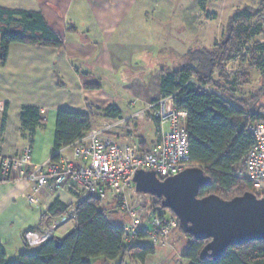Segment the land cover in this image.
<instances>
[{"label": "crops", "instance_id": "crops-1", "mask_svg": "<svg viewBox=\"0 0 264 264\" xmlns=\"http://www.w3.org/2000/svg\"><path fill=\"white\" fill-rule=\"evenodd\" d=\"M150 3V0H0V7L41 13L63 41L62 49L9 45L6 61L0 63V101L5 108L1 156L16 155L30 146L34 164L47 160L60 110L89 114L92 128H96V122L112 121L101 112L110 106L115 105L120 117L125 118L161 97L162 72L182 66L188 51L199 46L194 48L189 43L183 52H176L175 46L162 40L159 34L156 36L154 19L148 15ZM70 27L74 29L69 30ZM203 43L202 48L215 44ZM170 51H174V59L168 54ZM167 56L170 60H166ZM132 101L136 102L134 106ZM24 106L38 108L44 120V125L32 135L21 125L20 112ZM148 120H152L149 111L142 119L126 121L114 135L125 141L143 142L141 148L149 150L159 136L154 132L146 138L144 122ZM17 176L14 170L10 179L0 181V243L7 261L16 260L26 248L39 244L28 245L27 232L42 234L49 225L58 222V217L48 214L54 201L66 206L76 203L69 181L59 188L52 185L43 188L38 202L29 205L25 199L27 182ZM72 222L73 228L75 221Z\"/></svg>", "mask_w": 264, "mask_h": 264}, {"label": "trees", "instance_id": "trees-1", "mask_svg": "<svg viewBox=\"0 0 264 264\" xmlns=\"http://www.w3.org/2000/svg\"><path fill=\"white\" fill-rule=\"evenodd\" d=\"M259 7L257 10L248 8L249 10L241 13L240 18L231 17L228 31H234L232 26L235 19L247 23L252 16H257L258 22L248 26L243 32L248 40L256 36L264 39V0L259 1ZM72 29L74 27L69 30ZM11 43L63 48L62 39L48 26L41 13L0 7V63L6 61ZM223 44L224 49L218 50L213 45L212 48L200 47L188 51L182 66L171 72H162L160 94L161 97L171 96L175 108L185 111L190 165L203 167L211 179L210 184L199 188L197 196L214 194L229 200L245 192H252L251 183L239 178L236 171L243 165L246 152L254 144L247 127L264 119L260 112L264 106L254 107L253 104L241 100L233 104L227 101L224 95L223 97L206 90L209 85L216 84L233 96L225 82H222L227 80L228 76L222 71L217 59L220 53L219 58L222 59V55L229 51L225 41ZM260 46L264 51V42ZM216 71L218 75L214 80ZM218 80L220 82H217ZM101 112L111 120L120 118V111L115 105ZM151 116L155 132L159 136L158 119L152 114ZM4 119L5 110L1 130ZM20 121L22 127L31 135L38 127L44 125L40 111L32 106L21 108ZM92 123L89 114L58 111L51 156L61 147L86 134L93 127ZM142 144L143 142H138L139 146ZM140 149L145 150L141 146ZM71 191L74 195H79L74 189ZM151 199L153 208L160 206V198ZM99 204L100 201L96 197L86 196L75 204V227L63 237L52 235L43 240L36 245L33 252L19 253L16 260H6V253L0 243V264H92L95 259L101 260L102 264L115 261V264H146L155 252L151 241L149 240L150 245L138 243V240L148 239L139 234L130 242H125L121 226L109 224L98 210ZM108 205L111 204L106 206ZM70 207L56 200L49 207L48 214L61 219ZM110 209L117 212L113 205ZM174 230L185 238L186 249L183 258L191 264H264V239L230 245L218 259L208 256L202 260L200 252L207 241L197 240L185 233L179 221L172 231Z\"/></svg>", "mask_w": 264, "mask_h": 264}, {"label": "built area", "instance_id": "built-area-1", "mask_svg": "<svg viewBox=\"0 0 264 264\" xmlns=\"http://www.w3.org/2000/svg\"><path fill=\"white\" fill-rule=\"evenodd\" d=\"M135 103L132 101L131 105ZM4 110V103L0 101V136ZM148 111L158 119L160 126L159 139L151 149L143 151L137 142L121 140L114 135L126 121L142 119ZM261 114L264 116V112ZM247 130L254 144L246 152L236 175L248 180L252 192L261 196L264 194V119L249 124ZM188 167L193 166L189 161L186 113L176 109L172 97L167 96L149 102L125 118L91 128L40 164L32 162L30 146H25L13 156L0 155V181L10 179L13 171L17 170L18 180L27 182L25 199L29 205L38 202V194L43 188L50 185L59 188L70 181L72 188L79 193L75 204L86 196L96 197L100 201L97 208L103 218L109 224L121 226L125 242L143 234L154 247H165L169 245L168 236L178 220L167 209L153 208L151 196L136 192L133 176L138 170L153 171L163 180ZM109 203L117 210L116 213L106 206ZM75 204L44 233L27 232L26 243L30 246L38 244L52 236L61 224L74 220Z\"/></svg>", "mask_w": 264, "mask_h": 264}, {"label": "rangeland", "instance_id": "rangeland-1", "mask_svg": "<svg viewBox=\"0 0 264 264\" xmlns=\"http://www.w3.org/2000/svg\"><path fill=\"white\" fill-rule=\"evenodd\" d=\"M259 1L150 0L151 9L148 11V15L154 19L152 25L156 29L155 35L159 34L158 37L160 36L162 40L165 39L169 45L175 46L176 52H183L189 43L194 48L197 45L200 48L204 44L203 42L207 45L215 43L216 49H224L223 41H225L227 47L229 46V51L222 55L225 57L224 59L223 57L222 59L219 58L221 53L217 59L219 65L222 66V71L228 76V79L222 82H225L233 96L226 93V90H221V87L216 84L209 85L206 90L220 96L224 95L226 100L233 104L241 100L258 107L264 106V51L260 46L264 39L256 36L248 40L245 32H243L248 26H253L258 22L257 16H252L247 23L235 19L232 26L234 31L231 33L228 29L231 17L239 16L238 18H240L241 13L248 8L257 10ZM166 50L169 51V48ZM173 52L170 51L168 54L173 57ZM166 60H170V57L167 56ZM217 75L216 71L213 75L214 80H216ZM260 112H264V108ZM102 123L96 122L94 127H101ZM144 123L146 138L150 135L153 136L155 132L153 121L148 120ZM111 206L108 205L107 207L110 208ZM157 208L167 211L160 206ZM72 226V220L61 224L56 230V236L63 237L71 230ZM168 241L169 245L165 247H155L154 254L147 260L146 264H191L189 260L183 258L186 249L185 238L174 230L169 234ZM137 242L150 245L149 239L138 240ZM36 247L26 248L25 251L33 252ZM115 263L116 261L107 264ZM92 264L102 263L101 260L95 259L92 260Z\"/></svg>", "mask_w": 264, "mask_h": 264}, {"label": "water", "instance_id": "water-1", "mask_svg": "<svg viewBox=\"0 0 264 264\" xmlns=\"http://www.w3.org/2000/svg\"><path fill=\"white\" fill-rule=\"evenodd\" d=\"M210 177L198 166L188 167L163 180L153 171L138 170L133 176L136 192L160 198L183 231L197 240H206L200 259H218L230 245L264 239V194L245 192L229 200L210 194L198 197Z\"/></svg>", "mask_w": 264, "mask_h": 264}]
</instances>
